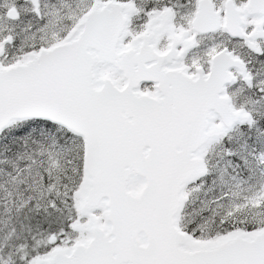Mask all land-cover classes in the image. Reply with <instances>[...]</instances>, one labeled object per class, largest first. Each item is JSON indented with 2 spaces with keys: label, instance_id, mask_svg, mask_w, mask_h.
Wrapping results in <instances>:
<instances>
[{
  "label": "snow or ice",
  "instance_id": "snow-or-ice-1",
  "mask_svg": "<svg viewBox=\"0 0 264 264\" xmlns=\"http://www.w3.org/2000/svg\"><path fill=\"white\" fill-rule=\"evenodd\" d=\"M0 264H264V0H0Z\"/></svg>",
  "mask_w": 264,
  "mask_h": 264
}]
</instances>
